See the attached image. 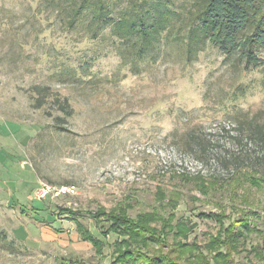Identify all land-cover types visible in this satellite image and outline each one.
Returning <instances> with one entry per match:
<instances>
[{
	"label": "rangeland",
	"instance_id": "1",
	"mask_svg": "<svg viewBox=\"0 0 264 264\" xmlns=\"http://www.w3.org/2000/svg\"><path fill=\"white\" fill-rule=\"evenodd\" d=\"M197 2L175 0L187 27ZM67 18L0 0V264H111L95 216L121 206L158 241L147 264H264V72L181 40L131 69L110 27L89 41ZM41 182L78 194L38 201Z\"/></svg>",
	"mask_w": 264,
	"mask_h": 264
},
{
	"label": "trees",
	"instance_id": "2",
	"mask_svg": "<svg viewBox=\"0 0 264 264\" xmlns=\"http://www.w3.org/2000/svg\"><path fill=\"white\" fill-rule=\"evenodd\" d=\"M52 1L55 9L67 13L68 29L83 32L89 41H95L102 29L110 27L111 37L121 42L115 46L116 51L124 65L131 69L136 70L142 62L158 59L164 45L181 40L189 59L209 43L226 59L243 64L246 71L261 69L264 72L261 56L264 51V0H196L199 1L196 15L188 27L175 0H73L69 4L64 0ZM177 27L187 29L186 38L181 39L178 31L174 33ZM70 74V70L61 73L63 82L70 79ZM67 107L68 104L61 106L69 115L72 109ZM57 121L62 122L60 118ZM126 207L114 209L110 214L100 210L95 216L96 222L101 221V235L118 236L111 264H122L125 257L135 260L136 264H147L149 243L158 241L143 240L142 235L147 232L142 230V222L147 217L140 214L135 221ZM107 217L109 219L104 220ZM84 234L85 241L98 248L102 246L88 229ZM78 263L77 260L68 262Z\"/></svg>",
	"mask_w": 264,
	"mask_h": 264
},
{
	"label": "built area",
	"instance_id": "3",
	"mask_svg": "<svg viewBox=\"0 0 264 264\" xmlns=\"http://www.w3.org/2000/svg\"><path fill=\"white\" fill-rule=\"evenodd\" d=\"M151 148H146L147 152L150 153ZM162 150H158V153H161ZM156 154V152H155ZM122 167H121V166ZM127 165V162H123L121 164H114L112 166L113 171H123L125 169V166ZM141 179L140 174L137 176ZM78 194V189L75 185H67V186H55L46 182H41L40 186L36 190L35 193V199L38 201H45L49 197H73Z\"/></svg>",
	"mask_w": 264,
	"mask_h": 264
},
{
	"label": "crops",
	"instance_id": "4",
	"mask_svg": "<svg viewBox=\"0 0 264 264\" xmlns=\"http://www.w3.org/2000/svg\"><path fill=\"white\" fill-rule=\"evenodd\" d=\"M70 183H71V182H64V184H67V185H68V184L70 185Z\"/></svg>",
	"mask_w": 264,
	"mask_h": 264
}]
</instances>
